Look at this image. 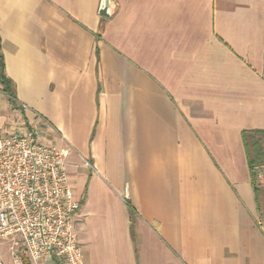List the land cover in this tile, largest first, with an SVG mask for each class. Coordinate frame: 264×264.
<instances>
[{"label":"crops","instance_id":"1","mask_svg":"<svg viewBox=\"0 0 264 264\" xmlns=\"http://www.w3.org/2000/svg\"><path fill=\"white\" fill-rule=\"evenodd\" d=\"M101 3L0 0L1 132L57 133L85 264H264V0Z\"/></svg>","mask_w":264,"mask_h":264},{"label":"built area","instance_id":"2","mask_svg":"<svg viewBox=\"0 0 264 264\" xmlns=\"http://www.w3.org/2000/svg\"><path fill=\"white\" fill-rule=\"evenodd\" d=\"M79 209L63 152L30 131L2 133L0 121V240L21 243L32 264H85Z\"/></svg>","mask_w":264,"mask_h":264},{"label":"trees","instance_id":"3","mask_svg":"<svg viewBox=\"0 0 264 264\" xmlns=\"http://www.w3.org/2000/svg\"><path fill=\"white\" fill-rule=\"evenodd\" d=\"M5 67L0 55V79L4 92L10 97L12 102H16L15 92L11 81L5 75ZM243 140L246 148L247 160L251 172V180L256 193V200L260 198V188L258 187L256 176L258 170L264 166V131H245Z\"/></svg>","mask_w":264,"mask_h":264},{"label":"rangeland","instance_id":"4","mask_svg":"<svg viewBox=\"0 0 264 264\" xmlns=\"http://www.w3.org/2000/svg\"><path fill=\"white\" fill-rule=\"evenodd\" d=\"M47 128H45L44 132H41V135L45 138V141L48 144L55 145L59 148L60 147L58 145L59 140L56 137H54L57 135V133ZM67 165L69 167L68 163ZM260 174H261V169L258 170L257 172V176H256L257 184H259V181L262 180L263 185H264V172H262L263 178H261ZM257 207H258L259 215L263 214L264 212V186L260 188V198H259ZM0 244H2L0 245V264H32L21 243H17L14 245L11 239L7 238L4 240H0Z\"/></svg>","mask_w":264,"mask_h":264},{"label":"water","instance_id":"5","mask_svg":"<svg viewBox=\"0 0 264 264\" xmlns=\"http://www.w3.org/2000/svg\"><path fill=\"white\" fill-rule=\"evenodd\" d=\"M100 14L108 18L112 14V0H102L101 7H100Z\"/></svg>","mask_w":264,"mask_h":264}]
</instances>
